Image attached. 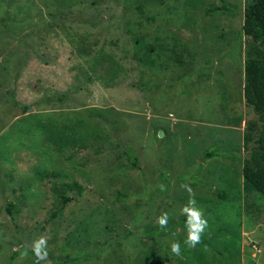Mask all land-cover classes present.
Wrapping results in <instances>:
<instances>
[{"label":"rangeland","instance_id":"1","mask_svg":"<svg viewBox=\"0 0 264 264\" xmlns=\"http://www.w3.org/2000/svg\"><path fill=\"white\" fill-rule=\"evenodd\" d=\"M245 1L0 0V264H35L41 236L51 264H264V198L242 176L260 125L241 95ZM184 183L208 222L192 249Z\"/></svg>","mask_w":264,"mask_h":264},{"label":"trees","instance_id":"2","mask_svg":"<svg viewBox=\"0 0 264 264\" xmlns=\"http://www.w3.org/2000/svg\"><path fill=\"white\" fill-rule=\"evenodd\" d=\"M241 34L250 40L248 47L244 51V61L242 69L240 70L243 78L241 95L245 105L252 109V112L257 115L260 122L259 126L255 123L248 124L245 134L243 135L245 146L252 144V148L244 159L242 176L245 191L247 188H252L264 198V0L245 1ZM98 60L99 59H97V61ZM175 60L178 63L185 62V59L182 58L181 54H178ZM72 91L76 92L77 89H69L68 94L64 93L58 98L59 101L62 102L64 96L68 97L71 95ZM60 115H62V118L64 119L63 121H69L65 126L70 129L72 134L74 131H78L79 137H86L88 134H96L99 138H102L97 127H93L92 124L94 122L92 120L86 119L84 121V119L78 116L75 117L74 114ZM91 128H96L97 131L91 130ZM48 136L52 139L53 135L48 133ZM103 139L104 138H102V140ZM126 152V155H129L127 150ZM129 161L131 164L130 166L135 169L138 165V160L132 158ZM220 197L223 198L225 195L221 194ZM68 199L69 197L67 198V196H63L64 201L62 206L66 205ZM7 211L9 215L13 216V205L8 204ZM54 215L55 213H52V216ZM125 235L126 237L131 236L129 232ZM16 256L17 254H14L12 258H15ZM144 262L145 264H167L165 259L154 253H152L148 259L146 258Z\"/></svg>","mask_w":264,"mask_h":264},{"label":"clouds","instance_id":"3","mask_svg":"<svg viewBox=\"0 0 264 264\" xmlns=\"http://www.w3.org/2000/svg\"><path fill=\"white\" fill-rule=\"evenodd\" d=\"M161 191H166L164 185H159ZM181 188L186 190L189 194V200L185 206L182 207L181 212L186 216L185 228L187 231V237L184 243L188 246V248H195L202 241V235L205 229L208 227V222L204 218L203 211L201 208L197 206L195 200V193L191 188L190 184L184 183L181 184ZM170 219V214L168 212H162L157 218L156 223L159 225L161 229H165L168 226V222ZM175 235V233H173ZM172 254L179 256L180 252V243L178 240H173L170 245ZM35 258V264H40L41 261L45 262V264H51V261L48 260V250H47V238L44 236L39 237L34 240L30 249ZM27 252H24L22 256H26Z\"/></svg>","mask_w":264,"mask_h":264},{"label":"water","instance_id":"4","mask_svg":"<svg viewBox=\"0 0 264 264\" xmlns=\"http://www.w3.org/2000/svg\"><path fill=\"white\" fill-rule=\"evenodd\" d=\"M160 136H162V133H160Z\"/></svg>","mask_w":264,"mask_h":264}]
</instances>
